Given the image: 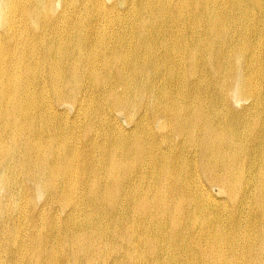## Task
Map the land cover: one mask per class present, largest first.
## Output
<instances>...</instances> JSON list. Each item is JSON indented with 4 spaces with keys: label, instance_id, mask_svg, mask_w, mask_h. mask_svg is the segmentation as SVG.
I'll list each match as a JSON object with an SVG mask.
<instances>
[{
    "label": "bare ground",
    "instance_id": "obj_1",
    "mask_svg": "<svg viewBox=\"0 0 264 264\" xmlns=\"http://www.w3.org/2000/svg\"><path fill=\"white\" fill-rule=\"evenodd\" d=\"M0 264H264V0H0Z\"/></svg>",
    "mask_w": 264,
    "mask_h": 264
},
{
    "label": "rangeland",
    "instance_id": "obj_2",
    "mask_svg": "<svg viewBox=\"0 0 264 264\" xmlns=\"http://www.w3.org/2000/svg\"><path fill=\"white\" fill-rule=\"evenodd\" d=\"M215 191L218 192V189L215 188ZM37 204L40 205V201L37 202ZM33 210H34V212H35V209H34V208H33ZM45 214H46V216L48 217V219H50V218H51V214H52V212L49 211V210H46V211H45Z\"/></svg>",
    "mask_w": 264,
    "mask_h": 264
}]
</instances>
